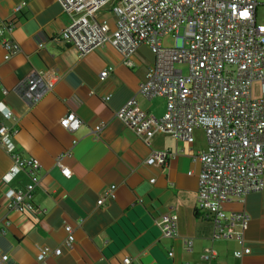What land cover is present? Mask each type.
Wrapping results in <instances>:
<instances>
[{
  "label": "crops",
  "instance_id": "0c3cea01",
  "mask_svg": "<svg viewBox=\"0 0 264 264\" xmlns=\"http://www.w3.org/2000/svg\"><path fill=\"white\" fill-rule=\"evenodd\" d=\"M0 17L13 22L7 36L21 48L5 60L0 41V125L17 128V152L41 165L40 186L30 197L33 208L8 209L6 191L24 188L31 179L22 171L8 183L3 180L13 159L0 145V264H39L42 245L62 250L47 257L48 264H122L125 256L132 264H264V187L224 206L228 214L249 215L242 244L234 236L215 235L211 217L197 212L201 165L193 157L206 147L203 130H195L192 143L166 132L144 141L118 117L130 99L152 116L166 110L164 98L149 100L139 92L155 59L147 46L135 51L132 67L124 65L112 44L79 57L77 48L59 37L70 18L58 0H0ZM96 19L114 27L109 7L100 9ZM107 68L109 74L101 77ZM33 69L57 76L35 104L23 97ZM2 108L10 109L12 117L5 118ZM69 111L81 119L74 131L59 124ZM100 122L105 127L96 137L92 130ZM153 150L176 156L164 166L150 165L146 159ZM61 167L70 169V176ZM113 185L115 197L97 205ZM163 214L177 215V235L162 234L155 220ZM68 224L75 237L72 248L64 245ZM242 246L250 252L235 257ZM207 248L215 251L213 258H204Z\"/></svg>",
  "mask_w": 264,
  "mask_h": 264
},
{
  "label": "built area",
  "instance_id": "2783aa9c",
  "mask_svg": "<svg viewBox=\"0 0 264 264\" xmlns=\"http://www.w3.org/2000/svg\"><path fill=\"white\" fill-rule=\"evenodd\" d=\"M69 15L68 24L59 33L66 44L77 48L79 57L106 44H112L123 57L124 65H135L133 55L147 46L155 59L139 85L147 99L162 97L166 110L160 117L138 107L134 99L126 102L118 117L142 140L149 141L157 133H170L178 140L192 143L196 129H202L206 147L193 157L200 162L197 189V212L214 222L215 235L232 237L243 243L249 215L245 211L228 214L224 206L234 198H242L264 187V24L256 21L258 0H58ZM17 5L16 10L24 6ZM109 7L114 14V27L96 13ZM14 28L11 21L0 17V41L8 60L21 48L8 37ZM172 35L180 42L164 45L162 38ZM176 64H187L188 72ZM111 69L101 71L106 77ZM57 76L33 69L27 75L23 97L31 104L51 90ZM108 98V97H107ZM106 98V99H107ZM5 118L10 109L2 108ZM61 127L74 131L80 117L67 112L59 121ZM105 127L100 122L92 132L100 137ZM17 128L0 125V145L11 155L13 164L3 180L8 183L20 172L31 181L21 189L6 191L8 209H32L30 197L40 186V162L22 157L13 140ZM176 156L170 150H153L146 159L150 165L164 166ZM61 158L56 163L60 164ZM70 176V169L61 167ZM115 197V186L105 189L97 205ZM177 215L163 214L155 220L162 234L177 235ZM235 225L239 229L230 231ZM64 245L72 248L74 234L66 225ZM61 248L38 246L39 264L61 254ZM250 252L249 247L236 249L235 257ZM172 253H170L171 255ZM215 256L207 248L205 259ZM7 255L2 257L5 260ZM122 264H132L125 256Z\"/></svg>",
  "mask_w": 264,
  "mask_h": 264
},
{
  "label": "rangeland",
  "instance_id": "374dc122",
  "mask_svg": "<svg viewBox=\"0 0 264 264\" xmlns=\"http://www.w3.org/2000/svg\"><path fill=\"white\" fill-rule=\"evenodd\" d=\"M260 3L257 7L256 11V21L259 24H264V0H258ZM162 41L164 45L167 46H174L177 42L179 43V40H176V38L172 35H167L162 38ZM177 68H182L184 73L188 72V65L187 64H176Z\"/></svg>",
  "mask_w": 264,
  "mask_h": 264
},
{
  "label": "trees",
  "instance_id": "16d2710c",
  "mask_svg": "<svg viewBox=\"0 0 264 264\" xmlns=\"http://www.w3.org/2000/svg\"><path fill=\"white\" fill-rule=\"evenodd\" d=\"M198 214V213H197Z\"/></svg>",
  "mask_w": 264,
  "mask_h": 264
}]
</instances>
